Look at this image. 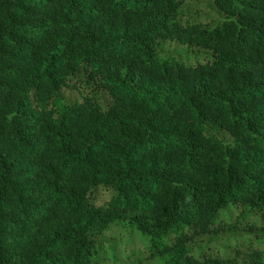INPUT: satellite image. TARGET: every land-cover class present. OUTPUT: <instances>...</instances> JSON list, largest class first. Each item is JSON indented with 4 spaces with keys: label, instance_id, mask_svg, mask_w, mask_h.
Returning a JSON list of instances; mask_svg holds the SVG:
<instances>
[{
    "label": "trees",
    "instance_id": "trees-1",
    "mask_svg": "<svg viewBox=\"0 0 264 264\" xmlns=\"http://www.w3.org/2000/svg\"><path fill=\"white\" fill-rule=\"evenodd\" d=\"M187 1L0 0V264H264V0Z\"/></svg>",
    "mask_w": 264,
    "mask_h": 264
},
{
    "label": "rangeland",
    "instance_id": "rangeland-1",
    "mask_svg": "<svg viewBox=\"0 0 264 264\" xmlns=\"http://www.w3.org/2000/svg\"><path fill=\"white\" fill-rule=\"evenodd\" d=\"M183 9L185 11V14L190 16L191 20L198 19L208 27H212L224 19V16L213 5V0H188ZM158 46L160 49L159 53L161 58H163L164 56H170L175 58L176 60H179L184 65H193L196 62L210 60L211 58V52L178 45L176 42H158ZM81 89L83 90L84 88L82 87ZM85 91L86 90H83L82 92ZM99 96L100 99H102L104 102L105 99L103 98L101 92ZM79 98L80 94H78L77 91L64 89L61 92V99L63 103L71 102ZM209 130L224 142L233 143V138L229 136V134L216 129L215 127H210ZM106 198L107 192L99 189L98 196L93 199V202L95 204H98ZM214 242L216 241L214 240ZM252 243L255 246L260 245L259 240L257 239H253ZM218 247L221 249L223 248V245L219 244ZM124 248L125 250L123 251L115 249L108 250L105 255H101L102 261L105 264H162L160 261L150 260L146 257L145 253H141L143 248L140 249L138 240L136 241V244L128 245V247ZM134 248L136 250L132 254H130L129 251Z\"/></svg>",
    "mask_w": 264,
    "mask_h": 264
}]
</instances>
